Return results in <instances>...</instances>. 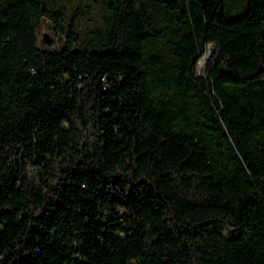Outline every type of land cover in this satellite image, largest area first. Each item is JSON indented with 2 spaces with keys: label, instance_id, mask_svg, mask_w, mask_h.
Returning a JSON list of instances; mask_svg holds the SVG:
<instances>
[{
  "label": "trees",
  "instance_id": "1",
  "mask_svg": "<svg viewBox=\"0 0 264 264\" xmlns=\"http://www.w3.org/2000/svg\"><path fill=\"white\" fill-rule=\"evenodd\" d=\"M93 2L0 0V264H264V0Z\"/></svg>",
  "mask_w": 264,
  "mask_h": 264
},
{
  "label": "rangeland",
  "instance_id": "2",
  "mask_svg": "<svg viewBox=\"0 0 264 264\" xmlns=\"http://www.w3.org/2000/svg\"><path fill=\"white\" fill-rule=\"evenodd\" d=\"M82 0H70V6H76ZM89 2L93 3L91 10L89 13H86V16L79 22V29L82 32L83 36L88 34L89 30L93 29L96 25H102L105 21V11L103 10L100 4L94 3L93 0H85L83 6L88 4ZM68 3V2H67ZM87 10L86 7H84ZM91 18V19H90ZM40 38L45 36L51 38L56 46H61L60 39L54 34L52 27L49 23L44 22L41 29H40ZM205 58L199 61V66H202L204 63Z\"/></svg>",
  "mask_w": 264,
  "mask_h": 264
},
{
  "label": "water",
  "instance_id": "3",
  "mask_svg": "<svg viewBox=\"0 0 264 264\" xmlns=\"http://www.w3.org/2000/svg\"><path fill=\"white\" fill-rule=\"evenodd\" d=\"M212 50H213V47L211 46L209 52L206 55H204L202 59H204L206 56H208Z\"/></svg>",
  "mask_w": 264,
  "mask_h": 264
}]
</instances>
